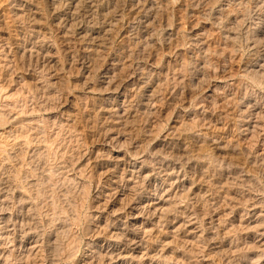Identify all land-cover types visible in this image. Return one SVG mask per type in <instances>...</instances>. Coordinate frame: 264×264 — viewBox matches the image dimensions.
<instances>
[{"label":"rangeland","instance_id":"obj_1","mask_svg":"<svg viewBox=\"0 0 264 264\" xmlns=\"http://www.w3.org/2000/svg\"><path fill=\"white\" fill-rule=\"evenodd\" d=\"M0 115V264H264V0H0Z\"/></svg>","mask_w":264,"mask_h":264},{"label":"bare ground","instance_id":"obj_2","mask_svg":"<svg viewBox=\"0 0 264 264\" xmlns=\"http://www.w3.org/2000/svg\"><path fill=\"white\" fill-rule=\"evenodd\" d=\"M61 1H62V0H61ZM91 1H92V0H91ZM95 1H96V0H95ZM71 2H72V1H71ZM73 2H74V1H73ZM56 3H57V2H56ZM94 3H95V2H94ZM94 3H93V4H94ZM75 8H76V4L74 5L73 9H75ZM77 8H79V7H77ZM75 10H76V9H75ZM75 10H74V11H75ZM77 11H78V10H77ZM0 116H1V115H0ZM2 121H3V119H2ZM161 216H162V215H161ZM119 260H122V259L118 258V259L115 260L114 262H115L116 264H117V263L120 264Z\"/></svg>","mask_w":264,"mask_h":264}]
</instances>
